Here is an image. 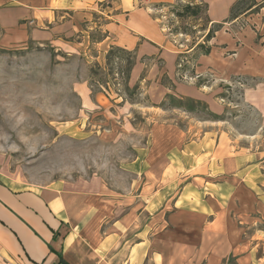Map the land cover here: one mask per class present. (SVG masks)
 Segmentation results:
<instances>
[{
	"label": "rangeland",
	"instance_id": "1",
	"mask_svg": "<svg viewBox=\"0 0 264 264\" xmlns=\"http://www.w3.org/2000/svg\"><path fill=\"white\" fill-rule=\"evenodd\" d=\"M138 2L155 11L179 49L190 50L197 44L196 51L185 54L179 67L183 74L175 79L199 87L200 99L207 105L178 99V91L164 77L160 84L175 96L158 101L152 81L130 80L132 54L116 48L108 50L102 63L91 61L87 66L83 51L34 42L8 45L0 40V176L28 185L53 180L79 184L84 178L97 177L109 191L127 195L144 187L155 193L166 185L169 200L179 194L180 206H198V199L191 197L197 195L198 187L203 188L204 181L193 177H207L201 173L205 169L198 168L189 176L172 170L170 176H163L162 166L170 160L181 167L174 156L178 153L170 150L188 143L198 146L201 140L206 151L216 145L213 160L229 156L248 166L239 176L250 187L219 184L215 167L208 180L215 185L205 184L202 189L223 187L222 201L241 234L243 245L220 264H264V112L258 106H264V90L257 89L262 78L240 71L222 76L212 71L194 73L196 55L208 48L209 32L229 33L237 48L248 39L249 45L253 42L264 52V26L259 23L264 20V0L209 29L208 0ZM244 2L236 10L245 7ZM187 4H199L195 14L185 10ZM225 54L235 60L234 55ZM188 153L184 157L189 158ZM142 158L149 161V169L131 167L132 161ZM171 177L176 180L169 182ZM147 178L150 181L144 186ZM184 178L195 182L183 189Z\"/></svg>",
	"mask_w": 264,
	"mask_h": 264
},
{
	"label": "crops",
	"instance_id": "2",
	"mask_svg": "<svg viewBox=\"0 0 264 264\" xmlns=\"http://www.w3.org/2000/svg\"><path fill=\"white\" fill-rule=\"evenodd\" d=\"M236 1L208 0V29L230 20V9ZM159 21L155 11L138 0H0V40L4 43L34 42L58 50L83 51L87 66L91 61L102 63L108 50L116 48L132 54L130 80L152 81L151 90L158 101L174 95L160 84L159 79L164 77L178 91V99L204 102L199 87L175 79L183 74L179 67L185 54L196 51L197 44L182 51ZM259 23L264 26V20ZM236 46L229 33L216 30L207 42L208 52L196 55L195 75L212 71L222 76L240 71L260 76L257 89L264 90V52L253 42L249 45L248 39ZM90 50L96 53L88 57ZM251 93L249 90L248 97ZM258 106L264 112V106ZM201 142L170 150L178 153L174 156L181 167L167 160L162 175L170 176L173 170L189 176L204 168L201 173L209 174L207 177H193L204 181V189L205 184L215 185L208 180L216 167L219 184L249 186L239 176L248 167L243 161L238 164L229 156L213 160V156L217 158L216 145L206 151ZM187 150L189 158L184 157ZM199 157H203L200 162ZM194 161L197 163L192 164ZM148 162L142 158L130 165L147 170ZM147 179L144 186L150 181ZM188 179L184 178L183 189L195 182ZM175 180L171 177L169 182ZM165 186L155 193L144 187L139 193L127 195L109 191L97 177L84 178L79 184L53 180L28 185L0 176V264H220L243 245L239 227L222 201L223 187L208 192L198 187V196L191 197L198 199V206H180L181 195L169 200Z\"/></svg>",
	"mask_w": 264,
	"mask_h": 264
},
{
	"label": "trees",
	"instance_id": "3",
	"mask_svg": "<svg viewBox=\"0 0 264 264\" xmlns=\"http://www.w3.org/2000/svg\"><path fill=\"white\" fill-rule=\"evenodd\" d=\"M241 1L244 2L245 0H237V1L232 5V7H231V9H230V13H229V18H230V20L235 19L239 14H241V13H243V12L249 10L251 7H253V6H255V5L257 4V2H256L255 0H248V1H245V2H247V3H246V6H245V7L243 6L244 8L241 7V8H239L238 10H236V6H237L238 4H240ZM245 2H244V3H245ZM198 7H199V4H187V5L184 6L185 10H186V11H191L192 14H195V13H196V9H198ZM212 31H213V30H212ZM207 35H208V38L212 36V35L210 34V32H209ZM207 35H206V36H207ZM208 50H209V48H207L206 51H205L204 53H207ZM187 101L195 102V103H198V104L201 103V101H195V100H193V99H189V98H187Z\"/></svg>",
	"mask_w": 264,
	"mask_h": 264
}]
</instances>
